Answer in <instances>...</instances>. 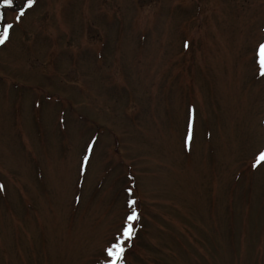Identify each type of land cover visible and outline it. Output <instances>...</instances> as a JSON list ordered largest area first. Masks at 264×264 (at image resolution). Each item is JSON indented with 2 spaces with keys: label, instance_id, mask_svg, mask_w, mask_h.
Here are the masks:
<instances>
[{
  "label": "rangeland",
  "instance_id": "1",
  "mask_svg": "<svg viewBox=\"0 0 264 264\" xmlns=\"http://www.w3.org/2000/svg\"><path fill=\"white\" fill-rule=\"evenodd\" d=\"M20 3L0 8V264H107L130 198L122 264H264V0Z\"/></svg>",
  "mask_w": 264,
  "mask_h": 264
},
{
  "label": "snow or ice",
  "instance_id": "2",
  "mask_svg": "<svg viewBox=\"0 0 264 264\" xmlns=\"http://www.w3.org/2000/svg\"><path fill=\"white\" fill-rule=\"evenodd\" d=\"M36 3V0H21L19 11L15 16L17 22L21 21L27 11L30 10ZM16 6V0H0V8H12ZM0 22H5V16L0 13ZM14 27L11 23H6L2 31H0V45H4L6 41L10 38V30ZM185 48L189 47L188 42H185ZM256 63L258 65L259 75L264 77V44H260L256 50ZM193 139V123L192 119L189 118L188 121V133L185 140L187 146L188 142ZM94 151L92 143L87 145V151L84 154L83 162L81 165V174H84L85 166L89 163V155ZM261 164H264V152H261L256 158L255 162L251 165L253 168H257ZM4 190V186L0 185V191ZM131 195V189H128ZM136 201L134 199L128 200L129 214L125 218L124 226L122 227L120 233L117 235L116 239L111 242L110 246L106 248V258L107 264H122L125 252H126V242H130L135 235V226L138 222L139 216L135 208Z\"/></svg>",
  "mask_w": 264,
  "mask_h": 264
}]
</instances>
